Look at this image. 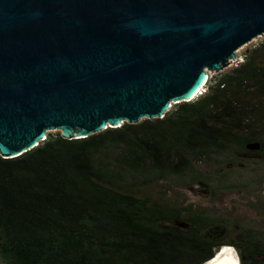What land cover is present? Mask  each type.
I'll list each match as a JSON object with an SVG mask.
<instances>
[{
  "label": "trees",
  "instance_id": "16d2710c",
  "mask_svg": "<svg viewBox=\"0 0 264 264\" xmlns=\"http://www.w3.org/2000/svg\"><path fill=\"white\" fill-rule=\"evenodd\" d=\"M172 107L83 139L48 133L19 157L0 156V263L205 264L235 246L217 221L137 193L170 175L196 179L192 162L209 154L264 151V41ZM253 244L246 236L236 247Z\"/></svg>",
  "mask_w": 264,
  "mask_h": 264
},
{
  "label": "water",
  "instance_id": "95a60500",
  "mask_svg": "<svg viewBox=\"0 0 264 264\" xmlns=\"http://www.w3.org/2000/svg\"><path fill=\"white\" fill-rule=\"evenodd\" d=\"M258 37L264 0H0V156L162 119Z\"/></svg>",
  "mask_w": 264,
  "mask_h": 264
},
{
  "label": "rangeland",
  "instance_id": "374dc122",
  "mask_svg": "<svg viewBox=\"0 0 264 264\" xmlns=\"http://www.w3.org/2000/svg\"><path fill=\"white\" fill-rule=\"evenodd\" d=\"M263 41L264 37H258L239 49L237 60L221 72L209 73L208 80L227 74L242 62L245 53ZM257 135L264 142V128ZM174 162L178 164L177 160ZM192 166L198 174L196 179L189 172L170 175L143 186L137 196L160 206L200 212L222 226L226 241L239 242V236L249 229L264 234V151L258 155L239 150L209 154L192 162Z\"/></svg>",
  "mask_w": 264,
  "mask_h": 264
},
{
  "label": "flooded vegetation",
  "instance_id": "af4514ba",
  "mask_svg": "<svg viewBox=\"0 0 264 264\" xmlns=\"http://www.w3.org/2000/svg\"><path fill=\"white\" fill-rule=\"evenodd\" d=\"M176 225L180 226L178 223H176ZM184 225H185L184 227H187L186 224H184ZM246 234H248V235H246ZM245 235L247 237L252 238V241H254V244L250 249H248L247 247L244 248V250H242V248L238 249L236 247V245L243 243V240L246 241ZM232 242L235 244V246H232V247L236 250L240 264H253L255 262L257 264H259V263L264 264V234L253 233V231H251L249 229V230H245L243 232L242 236H239V242H237V241H232ZM224 247H226V246H224ZM253 255L256 256L255 260H254Z\"/></svg>",
  "mask_w": 264,
  "mask_h": 264
},
{
  "label": "bare ground",
  "instance_id": "6f19581e",
  "mask_svg": "<svg viewBox=\"0 0 264 264\" xmlns=\"http://www.w3.org/2000/svg\"><path fill=\"white\" fill-rule=\"evenodd\" d=\"M226 250H227V249L225 248V249H224V252H225ZM225 253H226L225 257L227 256L226 258L221 259L220 261L218 260L217 262L215 261V263H213V264H232L231 260H230L229 257H228L229 252L227 251V252H225Z\"/></svg>",
  "mask_w": 264,
  "mask_h": 264
}]
</instances>
